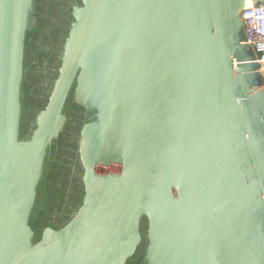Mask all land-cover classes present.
Returning a JSON list of instances; mask_svg holds the SVG:
<instances>
[{
  "label": "water",
  "instance_id": "obj_1",
  "mask_svg": "<svg viewBox=\"0 0 264 264\" xmlns=\"http://www.w3.org/2000/svg\"><path fill=\"white\" fill-rule=\"evenodd\" d=\"M31 2L0 0V153L18 161L0 165V264H127L143 220L149 264H264V75L243 43L246 0H82L50 103L19 140ZM73 81L95 117L84 197L36 241L42 158Z\"/></svg>",
  "mask_w": 264,
  "mask_h": 264
},
{
  "label": "rangeland",
  "instance_id": "obj_2",
  "mask_svg": "<svg viewBox=\"0 0 264 264\" xmlns=\"http://www.w3.org/2000/svg\"><path fill=\"white\" fill-rule=\"evenodd\" d=\"M37 2L40 3L41 0H32L31 2L32 6L30 10H28L23 15L21 28H22V33H24V35L27 31L33 30L35 27L34 25L38 22L36 11H38L39 7L37 5ZM79 3L82 4V0H79ZM78 7H79L78 4L73 5L72 7L73 13H75ZM56 32L59 34V31ZM67 42L68 41H66L65 48L67 46ZM247 52L248 53H245L246 58H250L251 56L254 55L251 49H249ZM34 59H36L35 63H37V61L39 60V56L37 55L36 58ZM36 73L42 74L41 78H43V80L48 81L50 79L49 70L47 67H44L43 65H37ZM59 76L60 73L56 79V82ZM247 78L249 83H253L256 85L259 84V86L263 82L262 79L257 77V75H255L254 73H249ZM56 82L53 88V92L56 87ZM74 89H75V81L72 82L70 88L68 89L63 107V111L70 113L73 116V118L78 117L79 115L77 111V109L79 108L76 106V103L74 101ZM256 98L259 101L264 100V89L263 90L261 89V92L257 94ZM22 107H21V111H22ZM14 109L15 108L13 107V111ZM81 111H83V115H84L82 124L84 122H89L90 120L95 118L94 115H92L91 113H88L84 110ZM37 112L38 109L36 108L33 111V114ZM46 118L47 115L43 117V122L46 121ZM66 123H67V117L64 116V122L62 128L60 129L59 132H57L55 135L52 136L51 142L47 145L46 153L42 158L43 159L42 173H41V178L39 180V185L37 187V195L35 199L34 208L32 210V214L30 218V220L32 221L31 224L36 232V239H35L36 241L39 240L40 235L43 231L42 228H44L45 225L49 226L52 223V226L56 228H60L64 226V224H66L74 216V214L78 211V209L82 204V200L84 196V188L82 184L83 174H84V171L82 169L83 167L82 164H80L81 162H79L78 157L75 160V159H71L72 157L69 155V150L72 145L75 147L76 152H78L80 136L79 135L76 136V139H74V141L72 142L68 140L65 142L64 139H61L60 135L61 132L64 131V127ZM25 132H26V128H24L23 123L21 124L20 122L19 140H23L25 138L26 135ZM56 141H58L56 143L57 145L55 144L53 146L52 144ZM58 146H61L62 148L59 150ZM28 151L30 152V150ZM39 160H41L40 156L38 157V159L35 158L33 165H30L34 170H35L36 162H38ZM16 165H18V161L15 163V167ZM68 170L77 172L79 174L78 180H73V177L69 175ZM62 172H63V176L61 177ZM63 177L65 178L60 180L62 185L59 184L58 186H54V187L49 186V182L54 183L55 179H58L59 181V178H63ZM141 233H142L141 243L138 246L136 253L128 260L127 264H149V262H147L146 260V256L148 255L149 245L147 240V223L145 220H143L141 224Z\"/></svg>",
  "mask_w": 264,
  "mask_h": 264
},
{
  "label": "trees",
  "instance_id": "obj_3",
  "mask_svg": "<svg viewBox=\"0 0 264 264\" xmlns=\"http://www.w3.org/2000/svg\"><path fill=\"white\" fill-rule=\"evenodd\" d=\"M75 4L81 5L79 0H41L40 3L37 2L38 22L33 30L27 31L24 35L20 85V102L21 107L23 106L20 122L26 128L23 140L31 138L33 129L37 128L36 121L39 114L50 103L56 79L64 63L65 44L75 23V13L72 8ZM56 31H59V34ZM37 55L39 60L35 63L34 58ZM37 65H43L49 69L50 79L48 81L41 78L42 74L36 73ZM76 106L85 111L83 107L77 104ZM36 108L38 112L33 114ZM72 129L78 128L73 126ZM30 222L32 223L31 220ZM49 226H52V223Z\"/></svg>",
  "mask_w": 264,
  "mask_h": 264
},
{
  "label": "built area",
  "instance_id": "obj_4",
  "mask_svg": "<svg viewBox=\"0 0 264 264\" xmlns=\"http://www.w3.org/2000/svg\"><path fill=\"white\" fill-rule=\"evenodd\" d=\"M241 17L244 24L243 43L257 53V62L264 75V0H246ZM261 87L264 89V83Z\"/></svg>",
  "mask_w": 264,
  "mask_h": 264
},
{
  "label": "flooded vegetation",
  "instance_id": "obj_5",
  "mask_svg": "<svg viewBox=\"0 0 264 264\" xmlns=\"http://www.w3.org/2000/svg\"><path fill=\"white\" fill-rule=\"evenodd\" d=\"M61 25H63V23H61ZM49 70V69H48ZM51 81V80H50ZM47 107V106H46ZM78 107V106H77ZM79 108V107H78ZM82 109L81 108H79V109H77V111H78V117H75V118H73V116L70 114V113H68V112H66V111H63V109H62V114L65 116V117H67V123H66V125H65V127H64V131H62L61 132V135H60V138L61 139H64L65 140V142L68 140V141H70V142H72V141H74V139H76V136H80V133H81V129L79 128V125H80V127H81V124H82V121H83V118H84V115H83V111H81ZM86 122H84L83 124H82V127H83V125L85 124ZM75 124V125H74ZM73 126H75V128H78V129H72V127ZM81 127V128H82ZM58 141H56V142H54L52 145L54 146L56 143H57ZM57 145V144H56ZM57 147V146H56ZM62 147L61 146H58V149L60 150ZM70 148V147H69ZM68 148V149H69ZM56 149V148H55ZM78 149H79V147H78ZM69 155L72 157L71 159H75L76 160V158L78 157V160H79V162H80V158H79V152H76V150H75V147L72 145L71 146V148H70V150H69ZM81 164V163H80ZM83 169V168H82ZM83 171H84V169H83ZM68 173H69V175L71 176V177H73V180H78V173L77 172H75V171H70V170H68ZM63 176V172H62V175H61V177ZM65 177H63V178H59V181H58V179H55V182L54 183H50L49 182V186L50 187H54V186H58L59 184H61L62 185V183L60 182V180L61 179H64ZM66 178H67V176H66ZM68 183V182H67ZM82 184H83V188H84V183H83V181H82ZM84 197V196H83ZM83 201V200H82ZM70 206H73V205H70ZM65 225V224H64ZM54 228H56V227H54Z\"/></svg>",
  "mask_w": 264,
  "mask_h": 264
},
{
  "label": "bare ground",
  "instance_id": "obj_6",
  "mask_svg": "<svg viewBox=\"0 0 264 264\" xmlns=\"http://www.w3.org/2000/svg\"><path fill=\"white\" fill-rule=\"evenodd\" d=\"M14 164H15V160L12 154L9 155L7 160H4L0 153V165H2L4 168H7L8 165L13 166Z\"/></svg>",
  "mask_w": 264,
  "mask_h": 264
},
{
  "label": "crops",
  "instance_id": "obj_7",
  "mask_svg": "<svg viewBox=\"0 0 264 264\" xmlns=\"http://www.w3.org/2000/svg\"><path fill=\"white\" fill-rule=\"evenodd\" d=\"M62 122H64V119H62Z\"/></svg>",
  "mask_w": 264,
  "mask_h": 264
}]
</instances>
